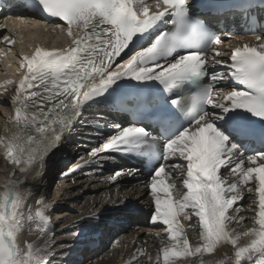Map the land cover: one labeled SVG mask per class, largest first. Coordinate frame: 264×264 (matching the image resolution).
I'll list each match as a JSON object with an SVG mask.
<instances>
[{"label":"snow or ice","instance_id":"1","mask_svg":"<svg viewBox=\"0 0 264 264\" xmlns=\"http://www.w3.org/2000/svg\"><path fill=\"white\" fill-rule=\"evenodd\" d=\"M39 2L46 13L62 21L52 25L53 31L59 29L61 34L66 33L71 42L64 48L50 50L36 46L30 56L21 54L22 71L10 100L14 115L8 116L5 134L0 135V154L6 162L21 173L37 162L43 163L77 120L81 106L121 77L155 80L168 89L205 65H223L229 69L227 76L244 87L229 91L217 89L215 83L227 77L214 73L209 85L192 98L191 123L164 143L162 163L152 175L149 187L154 213L151 220L162 221L166 226L163 232L156 233L162 237L163 264H179V257L212 252L224 244L231 245L230 253L217 264H264V153L241 156L237 144L214 127L215 112L197 113L202 104L215 108L227 103L264 118V39L257 36L256 44L233 47L231 63L218 58L222 56L216 47L221 44L219 37L211 39L202 50L187 52L172 62H162L192 32L187 20L180 19L173 31L161 32L149 46L125 59L121 53L134 34L144 32L168 13L182 15L188 0H155L153 12L140 0ZM74 27L80 29V34L73 32ZM3 40L13 42L8 36ZM118 57L123 63L116 62ZM178 99L170 102L175 105ZM151 103L147 102L149 107ZM98 121L89 120V123ZM115 127L117 133L93 149L85 163L100 152L138 145L147 135L145 128L135 124ZM166 169L169 176L173 172L184 174L185 190H179L174 183H165L161 174ZM221 169L226 170L225 175H221ZM134 171L131 169L128 174ZM122 174L118 170L112 179ZM22 183L21 179L14 178V172L9 173L0 191V264H51L54 245L48 243L50 219L44 214L49 205L37 201L42 206L36 208L34 215L27 216L39 233L37 239L25 241L23 246L17 239L23 229L24 197L19 187ZM245 195L249 204L247 209H242L237 205ZM242 210L253 215L241 216ZM181 214L183 220L189 221L188 228H194L192 217L198 218L200 243L195 248L190 247L186 226L178 218ZM245 220L251 221L250 226L240 231L232 228L233 223L242 224ZM65 255L61 257L62 262Z\"/></svg>","mask_w":264,"mask_h":264},{"label":"bare ground","instance_id":"2","mask_svg":"<svg viewBox=\"0 0 264 264\" xmlns=\"http://www.w3.org/2000/svg\"><path fill=\"white\" fill-rule=\"evenodd\" d=\"M20 26L22 29L19 31L24 34L26 43H29V41L31 43L29 47H25V45L19 51V63L6 62L5 65L10 66V69H12L8 71V76L0 73L4 76L3 78L0 77V135L5 134L8 116L10 114L14 115L10 100L15 95L14 88L22 71L20 69L21 54L30 56L37 45L50 44L39 37L43 34L42 38L46 39L47 30L53 31L52 25H46L35 20L26 23H19L11 19L7 20L8 33L11 37L19 32L16 28ZM37 30L41 33L39 36H35ZM53 33H57L56 36L61 38L60 41L55 39L58 42L54 43V46H62L67 43V38L62 39L65 34L62 37L59 35L61 34L59 29L53 31ZM244 40L249 45L258 43L256 38L253 39L252 37H247ZM241 45L242 43L237 40L221 43L217 48L221 51L222 56L218 58L226 61L232 47ZM14 46V41L11 45L6 44L0 50V53L15 52L18 56L17 49ZM226 72L227 70H221L217 73L227 77ZM7 81H12V83H7ZM227 81L228 77L217 81L215 87L224 91L232 90ZM221 109L222 107L217 106L215 110L208 113L215 112L216 118L213 119V123L216 127L215 121L218 122V119H220L219 111ZM109 119V115L97 106L81 108L77 120L63 135L59 147L57 146V149L51 150L43 163L37 162L30 170L23 173L14 170L12 165L6 162L0 154V191L7 183L9 173L14 172V178L23 181L19 185L24 197V202L21 205L23 229L17 236L21 246L25 241L36 240L39 235L38 233L28 232V226L30 225H28L27 220V216L32 211L42 206L38 205L37 201L49 205L45 209V215L52 208L60 211L55 212L56 216H62L59 224L60 229L58 228L60 232L56 233L57 239L53 238L51 240L50 236L48 241L49 245H54L51 250L55 253L54 260L56 262L54 264H79L84 259L87 260L83 264H156L158 258L159 264H163V254L160 252L162 237L157 236L156 233L163 232L166 226L163 225L162 221L153 222L151 220L153 214H150V212L154 213L152 193L149 187L152 178H136L138 176L133 172L128 174L129 170L132 169L131 166L124 163L123 160L115 156L114 153L109 152V150L98 153L97 157L85 163L93 149L99 147L107 138L116 133L115 125L107 122ZM89 120L99 121L98 123H89ZM104 125L108 126V131H102L101 127ZM238 152L241 156L247 157L241 153L239 148ZM0 153H2V149H0ZM122 163L125 164L123 169L120 167ZM169 163H175V161H169ZM77 164H80L81 167L77 168ZM73 169L74 171H70ZM118 170H122L124 174L113 180L112 177ZM167 171L166 169L165 173L161 174V178L164 179L165 183H174L179 190H185L183 188L184 174L173 172L169 176ZM225 174L226 170L221 169V175ZM76 178L81 179V181L73 182ZM173 195L175 198V190ZM161 196L163 197V193H161ZM72 200H76L77 203V207H74L73 211L65 203ZM248 204L249 198L245 195L244 200L237 206L247 209ZM186 211L191 212V209H186ZM229 213L231 214V210H229ZM239 215L251 217L253 213L242 210ZM178 218L186 226L185 232L189 238L190 247L195 248L200 243L198 240V218L192 217L191 223L194 228L187 227L189 221L183 220L182 214ZM250 224V220H245L242 224L233 223L232 228L240 231L250 226ZM82 230H86V232ZM74 233L76 235H73ZM132 233L138 235L137 239H134V235L131 236ZM163 239H168V237H163ZM89 248H91L90 251H88ZM230 250L231 245L224 244L218 246L212 252H203L196 256L179 257L177 259L179 264H217V261L223 259L226 253H230ZM118 253H120V256H117ZM62 255H65L63 257V261L66 259L64 263L61 260ZM149 257H151V260ZM80 258L81 260H79Z\"/></svg>","mask_w":264,"mask_h":264},{"label":"rangeland","instance_id":"3","mask_svg":"<svg viewBox=\"0 0 264 264\" xmlns=\"http://www.w3.org/2000/svg\"><path fill=\"white\" fill-rule=\"evenodd\" d=\"M38 32V33H37ZM37 32L35 33V36H39L41 33H40V31L39 30H37ZM47 34L44 36L46 39H44V38H42V35H40L41 37H39V38H41V39H43L44 40V42H46V43H50V44H54V43H56V42H58V40H56L55 41V39H59V41H60V36H56L57 35V33H53V31H51V30H47V32H46ZM59 35H61V37H62V35L63 34H59ZM55 36V37H54ZM57 37H59V38H57ZM66 37H68L67 36V34L65 33V35H63V37H62V39H64V38H66ZM25 37H23V38H20V37H18V39H17V41H16V48H17V51H19V50H21L22 49V47L23 46H25V47H29L30 46V41H29V43H26V41H25V39H24ZM39 41H41L40 39H38ZM24 47V48H25ZM9 54V55H8ZM8 54H0V73L1 74H7V76L9 75V70H12V69H10V66H6L5 64H7L6 62H8V61H11V62H14V63H19V60H18V56H16V54H15V52H10V53H8ZM8 55V56H7ZM6 56V57H5ZM4 57V58H3ZM11 57V58H10ZM6 58V59H5ZM9 58V59H8ZM12 59V60H11ZM18 61V62H17ZM10 62V63H11ZM3 63V64H2ZM4 66H6V67H4ZM7 68H9L8 70H5V69H7ZM3 69V70H2ZM5 71V72H4ZM7 71V72H6ZM0 74V75H1ZM3 75H1L0 77L1 78H3L4 76ZM1 78H0V80H1ZM1 83V82H0ZM77 180H79V181H81V179H79V178H76L73 182H77ZM79 181H78V183H79ZM72 182V183H73ZM146 197V196H145ZM147 198V197H146ZM66 203V205H68V206H70L71 208H70V210L71 211H73L74 210V207H77V203H76V200H72V201H66L65 202ZM82 204V203H81ZM55 212H60V211H58L57 209H51L48 213H47V215L49 216V219H51L53 216H55ZM34 213H35V211H32V215H34ZM150 214H153V212H150ZM60 215H61V213H60ZM59 217V216H58ZM64 217V216H63ZM53 220H55L54 218H52V221H50L51 223L49 224V227H50V229H51V240L54 238V239H57V237H56V233H59L60 232V228H59V224L61 223V220H62V216H60L59 218H58V220L55 222V221H53ZM28 225H30V226H28L29 228H28V232L29 233H34V234H37L38 232L37 231H35V224H33V223H31V222H29L28 221ZM145 227V226H144ZM59 228V229H58ZM52 230H53V232H52ZM32 231V232H31ZM83 232H86V230H82ZM39 234V233H38ZM84 234V233H83ZM54 235V236H53ZM85 235V234H84ZM132 235H134V239L136 238L137 239V237H138V235H135L134 233H132L131 234V236ZM133 237V236H132ZM52 250V249H51ZM106 251H108V249H106ZM120 253H118L117 254V256H120L119 255ZM54 256L51 258V264H54L55 262H56V260H54ZM66 260V259H65ZM65 260L62 262V263H64L65 262ZM86 260L87 259H84V260H81L80 262H79V264H83V263H85L86 262ZM78 264V263H77Z\"/></svg>","mask_w":264,"mask_h":264}]
</instances>
